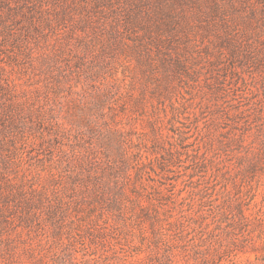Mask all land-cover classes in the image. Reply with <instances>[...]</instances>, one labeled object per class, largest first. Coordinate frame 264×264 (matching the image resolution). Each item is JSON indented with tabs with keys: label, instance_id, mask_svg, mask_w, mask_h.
Wrapping results in <instances>:
<instances>
[{
	"label": "rangeland",
	"instance_id": "1",
	"mask_svg": "<svg viewBox=\"0 0 264 264\" xmlns=\"http://www.w3.org/2000/svg\"><path fill=\"white\" fill-rule=\"evenodd\" d=\"M0 264H264V0H0Z\"/></svg>",
	"mask_w": 264,
	"mask_h": 264
},
{
	"label": "trees",
	"instance_id": "2",
	"mask_svg": "<svg viewBox=\"0 0 264 264\" xmlns=\"http://www.w3.org/2000/svg\"><path fill=\"white\" fill-rule=\"evenodd\" d=\"M125 10H127V9H124L123 11L126 13V11Z\"/></svg>",
	"mask_w": 264,
	"mask_h": 264
}]
</instances>
